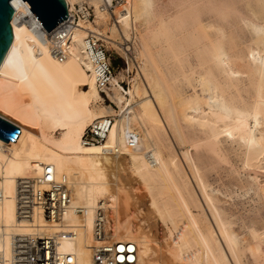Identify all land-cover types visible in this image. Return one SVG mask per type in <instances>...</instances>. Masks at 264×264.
I'll use <instances>...</instances> for the list:
<instances>
[{
	"label": "bare ground",
	"instance_id": "obj_1",
	"mask_svg": "<svg viewBox=\"0 0 264 264\" xmlns=\"http://www.w3.org/2000/svg\"><path fill=\"white\" fill-rule=\"evenodd\" d=\"M64 1L74 9L81 0ZM85 1L94 8V24L80 21L70 31L60 58L27 24V9L21 3L10 20L11 44L0 62V118L20 132L13 141L0 139V264H22L23 249L29 251L41 239L52 245L54 264H96L93 247L105 238L94 233L101 213L106 217V235L130 243L129 249L135 251L128 257L134 261L130 264H242L194 160L187 149L176 148V144L183 146L185 135L173 92L148 43L134 31L133 0H119L112 11L106 9V0ZM109 17L113 19L110 32L120 34L121 40L107 38L136 68L134 83L125 92L120 84L123 76L113 77L102 91L98 88L87 49L91 32L105 34L95 25H108ZM256 30L264 34V24ZM252 44L247 63L241 64L255 76L251 106L201 107L198 112L185 107L181 113L209 129L214 138L241 141L247 164L264 173V35ZM226 56L222 59L230 62ZM102 93L114 104L120 100L121 107L104 104ZM16 104L20 105L18 119ZM106 116H115L106 139L85 142L87 127ZM126 129L139 136L134 148L125 143ZM123 154L128 155L122 157L132 175L148 191L150 212L166 226L164 249L155 248L137 226L126 225L133 194L123 191L120 175L113 172ZM258 189L264 194V182ZM60 191L66 194L64 204L59 201ZM250 231L255 245L249 250L256 256L264 252V231ZM118 249L121 252L123 246Z\"/></svg>",
	"mask_w": 264,
	"mask_h": 264
},
{
	"label": "rangeland",
	"instance_id": "obj_2",
	"mask_svg": "<svg viewBox=\"0 0 264 264\" xmlns=\"http://www.w3.org/2000/svg\"><path fill=\"white\" fill-rule=\"evenodd\" d=\"M132 15L135 33L148 43L173 92L179 123L185 135V145L176 144V148L187 149L194 160L203 186L220 212L241 263L264 264V255L261 254L264 252L254 256L249 250L255 245L250 230L264 231V194L258 189L264 182V173L247 164L246 148L241 141L214 138L209 129L186 120L181 113L185 107L198 112L201 107L223 110L225 105L232 108L251 106L255 98V78L245 68L247 65L241 64L247 63L248 45L254 47L252 43L264 35L256 30L264 24V0H133ZM112 21L110 18L107 19L108 25L100 22L95 26L105 33L101 42L110 53L114 77L123 76L120 84L128 90L134 83L136 68L128 65L126 56L107 38L111 35L115 41L121 40L120 34H112L109 30ZM226 54L230 62L222 59ZM88 74L86 72V76ZM86 85L85 82V88ZM102 98L106 105L115 109L121 107L120 100L114 104L104 93ZM15 106L14 117L18 119L16 108L20 105ZM136 129L140 130L138 126ZM119 156L120 165L113 172L118 178L120 175L122 188H125L123 191L133 194L129 199L126 225L138 227L137 230L148 235L155 248L164 249L166 241H162V236H167L166 226L160 223L154 212H150L153 209L148 204L147 189L140 186L142 183L132 175L129 164L122 157L127 158L128 155ZM110 216L109 212L107 218ZM262 245L264 248V242Z\"/></svg>",
	"mask_w": 264,
	"mask_h": 264
},
{
	"label": "built area",
	"instance_id": "obj_3",
	"mask_svg": "<svg viewBox=\"0 0 264 264\" xmlns=\"http://www.w3.org/2000/svg\"><path fill=\"white\" fill-rule=\"evenodd\" d=\"M119 0H106V9L113 10V5ZM74 9H70L68 3L66 2L67 17L59 22L54 28L47 31L43 26H40L38 21L35 19L34 14L27 10V22L35 28L36 31L45 39L51 48V51L56 54L59 58L62 57L64 49L67 44V37L72 31V29L79 24L80 21L91 20L94 21L95 13L94 8L91 4L85 0H81L79 3L75 4ZM87 49L92 60L96 82L98 88L102 91L111 85L113 77L115 75V70L112 65L111 56L105 45L101 42L104 40L101 35L91 32L87 37ZM123 92H125L124 86ZM115 119L114 116H106L101 119L94 120L91 123L84 135V141L87 143L93 142L98 143L106 139L109 128L113 125ZM125 143L128 147L134 148L139 143V136L134 130L126 129ZM61 192L60 199L61 204L65 203L66 194ZM106 222V217L103 213L99 214L95 222V236L105 237L99 245L93 247V260L96 264H130L133 263L129 261V256L134 255L135 251L129 249L130 243L116 242L109 240V236L106 235V230L104 229ZM44 239L35 240L32 244V248H24L19 256L24 257L22 264H54L53 262V251L51 244L44 243ZM119 246H123L121 252H118ZM26 250V251H25ZM122 255L124 258L119 259L118 256ZM20 264V263H17Z\"/></svg>",
	"mask_w": 264,
	"mask_h": 264
},
{
	"label": "water",
	"instance_id": "obj_4",
	"mask_svg": "<svg viewBox=\"0 0 264 264\" xmlns=\"http://www.w3.org/2000/svg\"><path fill=\"white\" fill-rule=\"evenodd\" d=\"M19 3L34 14L40 26L47 31L67 17L64 0H0V62L11 44L10 20ZM19 132L18 127L0 118V139L6 142L13 141Z\"/></svg>",
	"mask_w": 264,
	"mask_h": 264
}]
</instances>
